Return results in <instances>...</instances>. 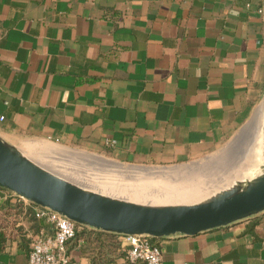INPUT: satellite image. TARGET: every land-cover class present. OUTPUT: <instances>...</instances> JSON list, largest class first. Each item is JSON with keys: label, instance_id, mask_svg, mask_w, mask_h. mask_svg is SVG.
I'll list each match as a JSON object with an SVG mask.
<instances>
[{"label": "crops", "instance_id": "1", "mask_svg": "<svg viewBox=\"0 0 264 264\" xmlns=\"http://www.w3.org/2000/svg\"><path fill=\"white\" fill-rule=\"evenodd\" d=\"M262 2L0 0V137L137 164L211 153L263 104ZM32 212L0 197V264H28L31 236L52 232ZM92 229L69 241L67 264H129L121 234L107 250L85 241ZM153 241L163 264H264V211Z\"/></svg>", "mask_w": 264, "mask_h": 264}, {"label": "water", "instance_id": "2", "mask_svg": "<svg viewBox=\"0 0 264 264\" xmlns=\"http://www.w3.org/2000/svg\"><path fill=\"white\" fill-rule=\"evenodd\" d=\"M262 8L264 28V0ZM247 124L248 121L232 141L243 134ZM260 131L262 146L251 174L198 200L154 204L100 193L40 166L1 137L0 187L35 205L56 210L77 225L121 235L192 236L264 211V115Z\"/></svg>", "mask_w": 264, "mask_h": 264}, {"label": "rangeland", "instance_id": "3", "mask_svg": "<svg viewBox=\"0 0 264 264\" xmlns=\"http://www.w3.org/2000/svg\"><path fill=\"white\" fill-rule=\"evenodd\" d=\"M263 115L262 104L255 109L248 124L244 126L243 134L238 135L236 140L228 141L201 158L169 165L121 162L107 151H89L78 146L63 145L48 140H27L17 144L16 148L35 163L75 184L100 193L138 202L165 204L169 202H156V200L154 202L150 194L159 192L169 195L176 189L185 188V185L206 188L202 194L195 193L186 201L188 202L212 195L251 174L252 168L257 167L256 159L259 148L262 146L260 127ZM31 143L33 146L27 148V145ZM83 158L104 159L108 162L104 165H91L86 164ZM147 169L169 170L172 173L179 171V177H185V180L180 184H176L178 183L176 181L168 182L165 189L159 183H147L135 175L137 172ZM169 179L171 178L169 177ZM224 181L230 183L226 184ZM213 184L218 186L210 188ZM208 187L209 189H207ZM140 194L143 196L136 197ZM115 241L105 240L103 247L111 250L113 247L108 243Z\"/></svg>", "mask_w": 264, "mask_h": 264}, {"label": "built area", "instance_id": "4", "mask_svg": "<svg viewBox=\"0 0 264 264\" xmlns=\"http://www.w3.org/2000/svg\"><path fill=\"white\" fill-rule=\"evenodd\" d=\"M263 13V8H258ZM4 116L0 114V121ZM5 193L16 200L18 206L26 213L32 207L36 218L43 219L51 225L52 232L45 233L42 229L31 236L28 251V264H67L69 261L68 243L74 237L77 224L64 214L33 204L31 201L0 187V197ZM126 243L125 260L129 264H163L160 246L147 234L122 235Z\"/></svg>", "mask_w": 264, "mask_h": 264}, {"label": "bare ground", "instance_id": "5", "mask_svg": "<svg viewBox=\"0 0 264 264\" xmlns=\"http://www.w3.org/2000/svg\"><path fill=\"white\" fill-rule=\"evenodd\" d=\"M83 159H84V162L86 164H91V165H95V164L104 165V164H106V162H108L107 160H104V159H92V158H91L92 160H90V158H83ZM179 174H180L179 171L172 173L169 170H167V171H165V170L156 171V170H152V169H147V170H142L141 172H137V174H135V175L138 177V179H142V180L146 181L147 183H153V182L159 183L162 186H164V188L166 189V187H167L166 185L168 184V182L172 183V182L176 181V182H178L176 184H180L185 180V177H179ZM169 177L171 179H169ZM228 183H230V182H228ZM228 183H226V184H228ZM216 186H218V185L213 184L210 186V188H214ZM230 186L231 185H228V187H230ZM184 187L185 188L174 190L169 195H164V194L159 193V192L158 193H152L150 195H151V197H153L154 202H155V200H156V202L167 201L169 203L170 202H173V203H175V202H186L188 199L193 197L195 195V193L200 192L202 194L206 189V188L199 187L197 185H189V186L185 185ZM207 189H209V187ZM134 195H136V194H134ZM139 196H143V195L140 194V195H137L136 197H139ZM149 199H151V198H149Z\"/></svg>", "mask_w": 264, "mask_h": 264}, {"label": "trees", "instance_id": "6", "mask_svg": "<svg viewBox=\"0 0 264 264\" xmlns=\"http://www.w3.org/2000/svg\"><path fill=\"white\" fill-rule=\"evenodd\" d=\"M32 220H39V218H36L34 215H31ZM40 223V222H39ZM86 226L83 225H77L76 227V231H75V237H84V231L86 230ZM92 232L94 233V236L91 237L90 235L85 237V241L89 240V239H93L95 240L96 238L100 237V242H102L103 240H116L115 239V233H111V232H106V231H102V230H98V229H92ZM101 237H103L101 240ZM74 238V237H73ZM110 245H112L113 248L118 247L119 246V242L115 241L114 243H108ZM99 247L103 246V243H100V245H98Z\"/></svg>", "mask_w": 264, "mask_h": 264}]
</instances>
